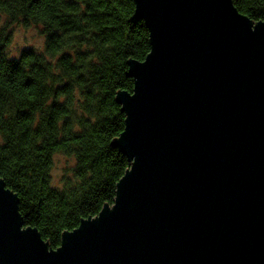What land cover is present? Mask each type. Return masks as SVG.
Listing matches in <instances>:
<instances>
[{"label": "water", "instance_id": "1", "mask_svg": "<svg viewBox=\"0 0 264 264\" xmlns=\"http://www.w3.org/2000/svg\"><path fill=\"white\" fill-rule=\"evenodd\" d=\"M115 205L49 248L0 179V264H264V20L234 0H135Z\"/></svg>", "mask_w": 264, "mask_h": 264}, {"label": "trees", "instance_id": "2", "mask_svg": "<svg viewBox=\"0 0 264 264\" xmlns=\"http://www.w3.org/2000/svg\"><path fill=\"white\" fill-rule=\"evenodd\" d=\"M234 2L264 20V0ZM1 13L40 25L45 45L11 57V32L0 27V179L17 194L24 227L57 250L64 231L115 205L133 167L113 144L127 124L116 96L134 93L128 60L151 52L150 30L135 0H0ZM56 154L74 160L63 186L52 179Z\"/></svg>", "mask_w": 264, "mask_h": 264}, {"label": "rangeland", "instance_id": "3", "mask_svg": "<svg viewBox=\"0 0 264 264\" xmlns=\"http://www.w3.org/2000/svg\"><path fill=\"white\" fill-rule=\"evenodd\" d=\"M5 27L11 32V38L7 46V54L11 57L19 56L22 49L35 47L44 48L45 34L40 25H25L21 20H10L5 13L0 14V27ZM74 165L72 157L61 154L55 155V164L52 172L54 185L63 186L72 175L71 167Z\"/></svg>", "mask_w": 264, "mask_h": 264}]
</instances>
